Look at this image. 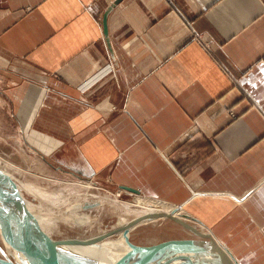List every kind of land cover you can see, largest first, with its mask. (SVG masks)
I'll list each match as a JSON object with an SVG mask.
<instances>
[{
	"label": "crops",
	"instance_id": "crops-1",
	"mask_svg": "<svg viewBox=\"0 0 264 264\" xmlns=\"http://www.w3.org/2000/svg\"><path fill=\"white\" fill-rule=\"evenodd\" d=\"M0 106L49 222L127 185L264 264V0H0Z\"/></svg>",
	"mask_w": 264,
	"mask_h": 264
},
{
	"label": "rangeland",
	"instance_id": "rangeland-1",
	"mask_svg": "<svg viewBox=\"0 0 264 264\" xmlns=\"http://www.w3.org/2000/svg\"><path fill=\"white\" fill-rule=\"evenodd\" d=\"M7 115V107L0 106V171L5 176V180L3 179V183L11 192V198L17 208L26 206L27 208L37 209V205L35 203L36 201L33 202L30 199L31 195H28L25 191L21 190V187L25 190H28V186H30L31 184H35L34 181L32 182L31 180H29L31 176H28L29 174L25 172V167H27V164L31 166L32 170L38 167L39 170H43L41 166H44L47 170V168L51 166L61 170L59 172L64 173L65 171H63L64 169L59 168V165L55 161L53 163H50L51 161H49L46 156H39L35 151H30L28 147H26V145L22 146L23 142H19L20 140L18 133H16L17 131L15 130V126L13 123H11V119ZM10 130L12 131V133L10 132ZM42 157L46 159L44 160ZM20 165H22L21 170L23 172L17 168V166ZM54 174L57 175V172H54ZM27 176L29 178H26ZM85 179L87 180L88 178ZM98 185L101 187V190L99 191L97 190ZM94 186L95 188L91 189L92 192L97 193L98 191L105 194V192L102 191H106V193H111L114 195L111 196L116 197L123 202L130 203V209H124L119 201H117V204L115 202H107L100 206L103 202L99 200L100 204L98 206L100 207L98 209H94V211L89 212L88 214L92 220V223L88 226H77V224H82V222L75 216H72V220H53L51 222H48L47 225L43 224L47 226L46 229L53 238H57L59 240H83L85 238L91 239L92 237L100 235L105 236L107 233H109L107 234V237H105L106 240L115 239L119 233V231L116 232V230L121 227L124 219L131 222L144 213L153 214L149 212L152 211L153 208H155L156 210L163 208L162 206L154 205L151 203L150 206L153 208H149L148 212H146V210L139 211V209H141L142 207L134 204L136 196L133 195L135 194H130L124 191H119L117 194L116 191L110 188H106L105 186H102L98 183H95ZM75 191H78V189H75L73 192ZM143 198H145L146 200H158L150 199L144 196ZM28 199L30 200L31 204L28 202ZM163 204L165 203L163 202ZM88 210H82V214H87L86 212ZM80 212L81 211H78L77 213ZM178 214L179 217L184 218L183 215H180V213ZM191 222L195 223V225H199L198 222ZM42 227L43 226L41 225V228ZM168 239L208 241L207 237H201L199 235L191 233L190 231L183 229L182 225L178 222L165 217H158L156 218L155 222L151 221L146 224L143 223L135 226L134 228H132V230H130V234L128 236L129 242L139 245H150Z\"/></svg>",
	"mask_w": 264,
	"mask_h": 264
},
{
	"label": "bare ground",
	"instance_id": "bare-ground-1",
	"mask_svg": "<svg viewBox=\"0 0 264 264\" xmlns=\"http://www.w3.org/2000/svg\"><path fill=\"white\" fill-rule=\"evenodd\" d=\"M17 168L21 170L22 166H17ZM1 174L3 176L2 178L4 179L5 176L2 172ZM46 178H49V180L53 179L52 177L48 176ZM32 185L35 184H31L28 187L31 188ZM24 191L26 192L25 189ZM119 191L126 192L121 186L117 189L116 193L118 194ZM109 194L110 200H113L116 204L117 201H119L124 209H128L130 203L123 202L117 199L116 197H113V194ZM132 194H135L133 196H136L134 204H137L138 206L142 207L141 209H139V211L146 210V212H148L149 208H153L150 206L151 203L154 205L162 206L163 208H160L158 210L153 208L152 211H149L153 214L145 213L137 217L136 219L131 221L133 222L132 225L130 224V221L124 219L123 224L117 230V232L119 231L118 236L115 239L109 240H102V237H96L97 239L89 238L86 240H72L78 242L72 244L55 241L46 234L35 229V226H37L39 229H42L41 225L44 226L43 224L48 223L50 219L55 216L56 208L51 207L49 202H46L47 205L44 211H42L43 207H41L40 205L39 207L37 206L39 208L38 211L33 210L32 208H27L26 206L20 208L16 207V209L19 212V215H21L24 221L27 223L31 232L33 233L34 237L38 240V242L54 254L57 264H114L115 261H120V255H122V253H124L125 250H127L128 247L131 245V243L128 241V236L132 228L139 224H146L151 221L155 222L156 218L158 217L172 219L171 217H169L170 215L174 217H179L178 213H183V206L181 204H168L165 202V204H163L162 200H146L145 198H143V196H139L137 193ZM36 203H40L37 198ZM99 204L100 202L98 200L87 199L81 203H74L70 206V209L73 212H78L82 210L85 211L92 207L98 206ZM6 213L7 206L0 199V264H8L4 261L13 262L15 264H41V257L35 255L30 256L20 252L17 246V242L15 241V238L11 230L9 229L7 221L4 220L2 217V214L5 215ZM43 214L47 216V219L42 218ZM82 218L87 219V216L83 215ZM179 218L183 219L182 217ZM190 224L192 223L190 222ZM193 226L198 227L202 231H209L212 234L209 229L202 227L200 224H196ZM182 227L184 226L182 225ZM184 228L187 229L186 227ZM187 230L193 233L191 230ZM122 262L123 264H226L225 261L219 258L217 253L184 252L174 249L159 252L153 255L152 257L148 258L146 261H142L140 258H128L123 259Z\"/></svg>",
	"mask_w": 264,
	"mask_h": 264
},
{
	"label": "water",
	"instance_id": "water-1",
	"mask_svg": "<svg viewBox=\"0 0 264 264\" xmlns=\"http://www.w3.org/2000/svg\"><path fill=\"white\" fill-rule=\"evenodd\" d=\"M104 34L107 38L108 32L105 25V19ZM2 177L3 176L0 172V199L7 206V213L5 215L2 214V217L7 221L9 229L11 230L15 241L17 242L18 249L24 254L41 257V264H57L54 254L38 242L27 223L24 221L22 216L19 215V212L17 211L16 206L11 198V192L3 183ZM121 187L127 193H139L138 189L127 185H121ZM169 217H171L174 221L183 225L187 229L191 230L194 234L201 237H207L208 241L168 239L150 245H139L131 243L128 249L125 250L122 255H120L121 257L119 256L120 261H115L114 264H123L122 260L128 258H140L142 261H146L148 258L159 252L172 249L184 252L217 253L219 258L225 261L226 264H237L235 259L232 258V254L227 249V247L219 243L209 231H202L198 227L190 224V222H188L187 220L181 219L179 217H174L172 215H170ZM130 224L132 225L133 222H131ZM4 262L8 264H15L13 262Z\"/></svg>",
	"mask_w": 264,
	"mask_h": 264
}]
</instances>
